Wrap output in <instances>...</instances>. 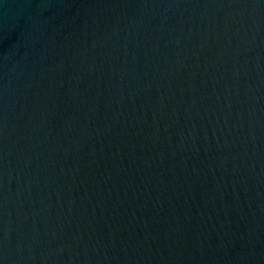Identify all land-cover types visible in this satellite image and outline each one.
Wrapping results in <instances>:
<instances>
[{
	"label": "water",
	"instance_id": "obj_1",
	"mask_svg": "<svg viewBox=\"0 0 264 264\" xmlns=\"http://www.w3.org/2000/svg\"><path fill=\"white\" fill-rule=\"evenodd\" d=\"M0 264H264V0H0Z\"/></svg>",
	"mask_w": 264,
	"mask_h": 264
}]
</instances>
